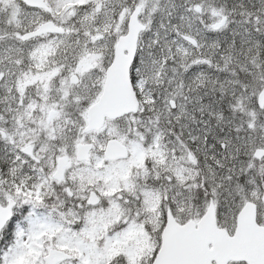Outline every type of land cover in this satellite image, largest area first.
Here are the masks:
<instances>
[{
	"label": "snow or ice",
	"instance_id": "6c2138e0",
	"mask_svg": "<svg viewBox=\"0 0 264 264\" xmlns=\"http://www.w3.org/2000/svg\"><path fill=\"white\" fill-rule=\"evenodd\" d=\"M0 264H264V0H0Z\"/></svg>",
	"mask_w": 264,
	"mask_h": 264
}]
</instances>
